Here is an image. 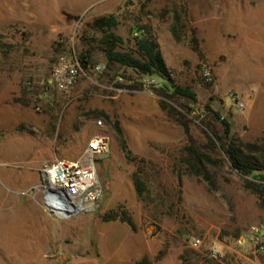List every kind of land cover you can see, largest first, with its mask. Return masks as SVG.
Instances as JSON below:
<instances>
[{"label": "rangeland", "instance_id": "obj_1", "mask_svg": "<svg viewBox=\"0 0 264 264\" xmlns=\"http://www.w3.org/2000/svg\"><path fill=\"white\" fill-rule=\"evenodd\" d=\"M176 13L182 16L181 40L171 32ZM110 14L118 22L112 28L120 38L117 51L143 58L138 40L149 35L173 81L195 90L197 100L174 94L164 77L140 75L120 63L83 78L65 99L50 78L59 52L73 48L88 53L92 63L108 61L96 17L79 15L54 35L41 27L0 26V264H141L145 257L148 264H264V254L238 241L252 226L264 230V193L245 184L252 179L264 187V170L260 178L241 173L214 136L235 140L247 157L264 163V24L252 22L264 16V0H122L105 15ZM118 75L123 83L116 82ZM150 78L155 84L145 83ZM163 85L169 98L157 94ZM117 86L125 91L118 93ZM230 92L241 96L243 110L231 102ZM160 99L188 123L202 147L215 139L218 148L205 149L210 160L190 158L184 128L158 110ZM214 111L230 121L229 136ZM100 118L103 129L96 124ZM99 132L111 136L109 152L96 161L104 188L100 207L69 220L50 213L38 188L43 166L80 158ZM134 174L145 184L142 195ZM34 203L62 221L60 233L47 249H13L12 236L22 238L19 211ZM123 209L136 230L120 220L103 221L104 214ZM193 236L203 244L193 246ZM214 242L229 247L225 261L209 256Z\"/></svg>", "mask_w": 264, "mask_h": 264}, {"label": "built area", "instance_id": "obj_2", "mask_svg": "<svg viewBox=\"0 0 264 264\" xmlns=\"http://www.w3.org/2000/svg\"><path fill=\"white\" fill-rule=\"evenodd\" d=\"M109 70L108 61L83 63L78 52L69 48L58 53L51 67L53 85L65 98L71 99L74 89L83 78L91 74H101ZM204 75L207 81L212 80L211 71L206 68ZM124 76L118 75L116 82L123 83ZM155 79H147L148 85L155 84ZM118 93L125 91L124 86H117ZM231 102L239 109L246 106L241 96L236 92L229 94ZM100 129L106 127L102 118L96 121ZM111 136L106 132L94 134L87 141L85 150L80 158H57L42 168L43 180L39 185L42 193V204L50 213L69 220L77 215L93 214L98 210L104 198V188L101 183L97 159L109 152ZM195 247L203 244L200 237H191ZM240 245L248 244L254 253H264V230L259 226H252L248 233L239 240ZM229 254V247L222 242H214L209 247V256L218 261H225Z\"/></svg>", "mask_w": 264, "mask_h": 264}, {"label": "trees", "instance_id": "obj_3", "mask_svg": "<svg viewBox=\"0 0 264 264\" xmlns=\"http://www.w3.org/2000/svg\"><path fill=\"white\" fill-rule=\"evenodd\" d=\"M71 18L78 19L80 18V16L71 15ZM117 23H118L117 19L113 14L100 16L96 18L93 23L97 29L101 30L104 33V43L106 44L104 51L108 60V64L120 63L127 67H131L140 75H148V76L159 75L161 77H164L172 85L174 94H179L181 96L189 97L195 101L197 100V93L195 90L189 87H184L179 84H176L173 81V79L171 78L170 70L163 58L158 43L149 35L143 36L138 40L139 50L143 53L144 56L143 58H137L129 53H122L117 51L116 47L120 38L112 32V28L116 26ZM181 23H182V16L181 14L176 13L175 22L171 26V32L177 40H181L182 38V36L178 31L179 29L178 25ZM194 42H197V39H194ZM194 49L197 50V45L194 46ZM80 58L85 64L91 61L90 55L88 53L80 54ZM167 87L168 85H163L161 90H159L157 94L161 97L164 96L169 98ZM159 104L162 110L165 111L170 118L174 119L175 122H177L179 125H181L184 128L185 134L187 135L190 141V144L187 147H185L190 158L200 163L203 160H210L211 157L206 152L205 149L216 150L218 148V143L215 141V139L212 138L209 139L206 148L202 147L200 144L196 142L195 138L190 133V127L188 123L183 121L179 113L170 105L165 103L164 100L162 99L159 100ZM214 115L218 120H220L224 124L225 133L227 136H229L231 132L230 121L226 118H223L219 111H214ZM115 128L119 136L122 150L127 156H130L131 152L129 150L127 141L123 136L122 128L119 126V124H116ZM214 136L218 140L220 147L225 151V153L231 160L233 167H235L241 173L249 177L260 178L263 176L261 172L264 170V163L259 164L257 161L251 160L249 157H247L244 148L237 145L235 140H232L229 143H225L221 141V137L218 134H214ZM191 159H189L188 162L192 164V168H194L195 165L192 163ZM134 182L138 194L142 195V193L145 190V186H144L145 184L143 180L140 177H138L137 174H134ZM245 184L247 188H250L259 193H264V187L261 184L256 183L252 179H247L245 181ZM102 219L103 221L106 222L112 220H120L122 222L127 223L133 230H136L137 228V225L134 222L133 218L130 215H128L127 211L124 209L113 210L107 214H104L102 216ZM141 264H148V259L145 257L141 261Z\"/></svg>", "mask_w": 264, "mask_h": 264}, {"label": "crops", "instance_id": "obj_4", "mask_svg": "<svg viewBox=\"0 0 264 264\" xmlns=\"http://www.w3.org/2000/svg\"><path fill=\"white\" fill-rule=\"evenodd\" d=\"M120 2L122 0H0V26L41 27L43 34L47 35L51 32L54 35L69 25L73 19L71 15L97 18L107 14ZM252 22L264 24V16H259ZM156 104L158 110H162L160 104ZM37 204L40 205L38 201ZM19 215L22 217L20 228L22 238L17 239L12 236L13 249L27 252L34 249H47L52 238L60 233L62 221L50 214L45 215L35 203L31 205V208L28 206L21 209ZM35 217L37 223L34 222ZM34 228L37 230L36 233ZM34 243L35 246H33ZM27 254L23 255L25 263L30 260L25 257Z\"/></svg>", "mask_w": 264, "mask_h": 264}]
</instances>
